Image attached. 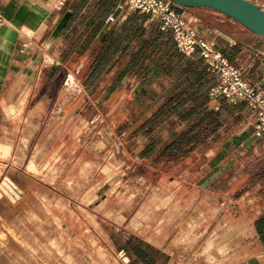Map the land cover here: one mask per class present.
I'll use <instances>...</instances> for the list:
<instances>
[{
    "label": "crops",
    "instance_id": "1",
    "mask_svg": "<svg viewBox=\"0 0 264 264\" xmlns=\"http://www.w3.org/2000/svg\"><path fill=\"white\" fill-rule=\"evenodd\" d=\"M251 1L260 5L264 0ZM179 11L186 19L197 18L198 35L214 41L244 79L264 90L263 36L207 7ZM131 12L136 11L127 7L126 0H69L62 8L54 0L0 1V233L4 234H0V264L8 262L12 245H20L32 257L42 245L55 252L57 214H42L40 206L56 205V200L42 197L38 190L43 184L40 174L55 168L43 157L57 152L36 144L45 131L42 125L53 124L64 103L41 99L48 92L63 91L66 78L85 70L87 56L94 51H84L83 42L93 19L103 22L99 37L108 29L120 30ZM146 23H155L171 37L162 59L172 52L186 56L171 30L162 29L157 20ZM187 57L200 58L205 65L198 53ZM209 78L215 85L217 78L211 73ZM128 81L133 96L139 83H133V76ZM210 100L212 107H220L222 99ZM225 103L231 112L220 140L192 155L191 179L172 182L176 197L168 195L160 200L161 206L127 216L120 212L113 220L118 227L98 217L103 230L111 229L113 251L124 255V264H264V134H255L256 114L246 102ZM7 187L20 195L12 197ZM164 206L167 214L159 209ZM154 220L159 224L154 226ZM42 223H47V230ZM42 235L48 241L42 242ZM138 244L153 254V260L138 256Z\"/></svg>",
    "mask_w": 264,
    "mask_h": 264
},
{
    "label": "rangeland",
    "instance_id": "2",
    "mask_svg": "<svg viewBox=\"0 0 264 264\" xmlns=\"http://www.w3.org/2000/svg\"><path fill=\"white\" fill-rule=\"evenodd\" d=\"M71 76L65 79L63 91L43 95L42 101L56 100L64 107L56 110L57 120L53 124L42 125L45 131L36 144L37 148L57 152L54 157H43L55 168L40 174L43 184L38 190L42 197L56 200V205L40 206L42 214L56 211V250L42 245L40 253L36 251L32 257L20 245H12L5 264H124V255L113 251L111 229L103 230L98 217L118 227L114 216L161 206V199L168 195L176 197L178 190L173 181L192 177V173L178 172L180 166L192 160L149 163L137 155L141 148L137 136L124 141L117 133L116 122L128 114L126 106L132 94H114L99 105L96 96L84 93L79 76ZM70 153L72 156H68ZM14 191L20 195L17 189ZM164 207L159 209L167 214ZM14 209L12 213H16ZM152 223L156 226L159 220ZM47 227V223H42V229ZM48 239L41 236L42 242Z\"/></svg>",
    "mask_w": 264,
    "mask_h": 264
},
{
    "label": "trees",
    "instance_id": "3",
    "mask_svg": "<svg viewBox=\"0 0 264 264\" xmlns=\"http://www.w3.org/2000/svg\"><path fill=\"white\" fill-rule=\"evenodd\" d=\"M146 21L144 14L131 12L120 30L108 29L98 37L103 22L93 19L83 50L94 52L87 56L79 78L103 105L118 90L131 94L128 80L133 76V83L139 86L127 103L128 114L116 122L117 133L124 141L137 136L141 144L137 155L149 163L192 160L198 149L220 140L231 110L223 99L218 109L212 107L209 91L213 83L200 58L172 52L162 59L171 37ZM108 109L104 111L108 113ZM179 168L180 173L191 172L192 161ZM136 253L145 260L154 258L141 244L136 245Z\"/></svg>",
    "mask_w": 264,
    "mask_h": 264
},
{
    "label": "built area",
    "instance_id": "4",
    "mask_svg": "<svg viewBox=\"0 0 264 264\" xmlns=\"http://www.w3.org/2000/svg\"><path fill=\"white\" fill-rule=\"evenodd\" d=\"M67 1L54 0L57 8H62ZM126 4L132 11L147 14L148 22L157 20L162 29L171 30L180 52L186 56L200 54L210 73L217 78L210 88V98L214 101L246 102L256 114L255 134H264V90L260 84L244 79L241 70L217 49L214 41L198 35L197 18H184L171 0H126ZM260 6L264 9V1ZM7 190L14 196L19 195L12 188L7 187Z\"/></svg>",
    "mask_w": 264,
    "mask_h": 264
},
{
    "label": "water",
    "instance_id": "5",
    "mask_svg": "<svg viewBox=\"0 0 264 264\" xmlns=\"http://www.w3.org/2000/svg\"><path fill=\"white\" fill-rule=\"evenodd\" d=\"M182 9L207 7L264 37V9L251 0H171Z\"/></svg>",
    "mask_w": 264,
    "mask_h": 264
}]
</instances>
